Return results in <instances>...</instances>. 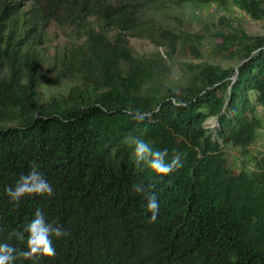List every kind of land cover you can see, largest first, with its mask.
Returning a JSON list of instances; mask_svg holds the SVG:
<instances>
[{
	"label": "trees",
	"instance_id": "obj_1",
	"mask_svg": "<svg viewBox=\"0 0 264 264\" xmlns=\"http://www.w3.org/2000/svg\"><path fill=\"white\" fill-rule=\"evenodd\" d=\"M235 1L264 19V0ZM177 2L0 0V243L26 250L27 234L15 233L37 209L67 233L53 237L54 257L14 264H264V155L256 169L236 170L227 154L229 144L249 154L264 127V34L217 32L239 64H193L179 95L161 59L131 45L159 34L199 57L196 35L174 39L159 25ZM49 59L76 83L42 101ZM135 138L167 149L168 160L179 153L183 166L162 176L137 165ZM33 167L54 195L13 202L5 189ZM134 184L155 194L154 223Z\"/></svg>",
	"mask_w": 264,
	"mask_h": 264
},
{
	"label": "rangeland",
	"instance_id": "obj_2",
	"mask_svg": "<svg viewBox=\"0 0 264 264\" xmlns=\"http://www.w3.org/2000/svg\"><path fill=\"white\" fill-rule=\"evenodd\" d=\"M165 7L158 15L159 25L172 30L179 40L182 35H196V46L199 57L192 52V47L184 46L180 41L177 47L159 34L154 37L132 38L131 45L137 55L159 57L164 66L161 72L165 84L179 95L186 92L188 83L193 78V64H219L225 68H236L239 60L230 57L229 51L219 48L222 39L217 32H230L233 29L249 34H264V19L255 20L241 11L235 0L220 2L218 0H178L177 3ZM62 40V39H61ZM55 44V43H54ZM54 50H51V54ZM76 81L49 59L39 73V94L42 101L52 96L67 94ZM258 115L264 121V111ZM212 115L204 124L213 126ZM210 122V123H209ZM217 118L215 126L217 125ZM210 128V127H209ZM215 128V127H214ZM211 129V128H210ZM260 139L252 146L249 154L242 155L239 147L229 144L227 154L233 169L244 167L254 170L258 160L264 155V127ZM263 136V137H262ZM262 137V138H261Z\"/></svg>",
	"mask_w": 264,
	"mask_h": 264
},
{
	"label": "clouds",
	"instance_id": "obj_3",
	"mask_svg": "<svg viewBox=\"0 0 264 264\" xmlns=\"http://www.w3.org/2000/svg\"><path fill=\"white\" fill-rule=\"evenodd\" d=\"M133 118L137 119L138 113ZM133 143L135 163L137 165L143 164L157 175L167 176L183 166L179 153H175L168 160L167 149L154 150L149 143L139 138H135ZM5 191L8 197L16 203L25 196L46 195L51 197L54 195L51 184L36 167H33L27 174H21L15 186L8 187ZM133 191L143 194L147 200L146 211L151 213L149 222L154 223L159 213V204L155 194H149L143 184H134ZM25 233L27 234L26 250L19 253L12 245L0 243V264H14L17 255L25 260L54 257L56 250L53 246V237L60 238L67 235L62 225L46 220L44 212L40 209L35 211L34 218L27 223L23 231L16 232L15 236L17 239H24Z\"/></svg>",
	"mask_w": 264,
	"mask_h": 264
},
{
	"label": "crops",
	"instance_id": "obj_4",
	"mask_svg": "<svg viewBox=\"0 0 264 264\" xmlns=\"http://www.w3.org/2000/svg\"><path fill=\"white\" fill-rule=\"evenodd\" d=\"M261 134H263V133H261ZM262 137H263V136H262ZM262 137H261V138H262ZM259 139H260V137H259ZM259 139H258V140H259Z\"/></svg>",
	"mask_w": 264,
	"mask_h": 264
}]
</instances>
